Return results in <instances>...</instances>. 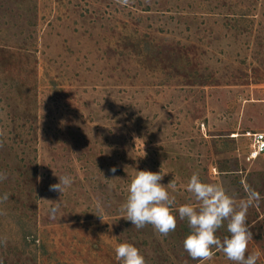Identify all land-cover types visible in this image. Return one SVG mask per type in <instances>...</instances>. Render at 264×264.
Masks as SVG:
<instances>
[{"label":"rangeland","instance_id":"obj_1","mask_svg":"<svg viewBox=\"0 0 264 264\" xmlns=\"http://www.w3.org/2000/svg\"><path fill=\"white\" fill-rule=\"evenodd\" d=\"M0 131V264H120L122 242L147 264H201L176 211L193 173L237 202L260 193L248 254L264 264V154L247 158L264 132V0H0ZM140 170L175 180L167 236L122 218Z\"/></svg>","mask_w":264,"mask_h":264},{"label":"clouds","instance_id":"obj_2","mask_svg":"<svg viewBox=\"0 0 264 264\" xmlns=\"http://www.w3.org/2000/svg\"><path fill=\"white\" fill-rule=\"evenodd\" d=\"M116 2L128 5L129 0ZM0 135H3L2 131ZM0 147H3L2 142ZM110 171L115 173L117 169L112 167ZM163 176L161 172L135 171L128 185L126 201L121 205L120 211L123 213L122 218L130 221L136 229L152 225L156 232L167 236L177 227V216L173 210L175 197L169 193V189H176V183L173 179L166 186L163 185L160 183ZM57 177L59 183L50 185L49 190L62 195L73 180L68 175ZM6 179L7 173L0 172V181ZM186 189L195 203H185L176 211L179 219L186 220L190 229L183 241V248L188 255L205 264L212 260L217 252H221L233 264H256L260 253L248 254V244L253 240V236L247 223V212L250 207L258 206L260 193L246 185V197L237 202L221 183L205 182L199 173L191 175ZM8 198L9 194L5 193L0 199L6 201ZM56 211V207L51 209V218H55ZM99 217L103 222L102 217ZM225 222L229 235L221 238L216 233L225 226ZM114 251L120 264H147L140 250L131 243H119Z\"/></svg>","mask_w":264,"mask_h":264},{"label":"built area","instance_id":"obj_3","mask_svg":"<svg viewBox=\"0 0 264 264\" xmlns=\"http://www.w3.org/2000/svg\"><path fill=\"white\" fill-rule=\"evenodd\" d=\"M248 135L252 138V143L247 158L253 160L264 154V132H254Z\"/></svg>","mask_w":264,"mask_h":264}]
</instances>
